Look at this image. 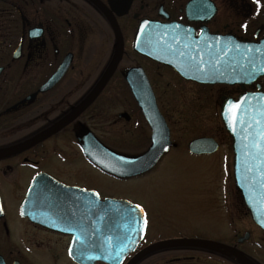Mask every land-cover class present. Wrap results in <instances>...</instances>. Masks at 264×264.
Returning <instances> with one entry per match:
<instances>
[{
  "label": "flooded vegetation",
  "instance_id": "obj_1",
  "mask_svg": "<svg viewBox=\"0 0 264 264\" xmlns=\"http://www.w3.org/2000/svg\"><path fill=\"white\" fill-rule=\"evenodd\" d=\"M209 36L264 46V0H0V264H80L70 256L73 234L67 231L85 224L87 204L96 195L130 201L147 214L129 194L130 184L149 175L172 151L211 158L227 146L233 153L227 132L225 139L214 134L185 139L176 128L204 111L223 125L221 109H236L225 107V101L264 93V75L247 84H205L184 78L146 52L158 42L182 56L205 45ZM116 60L96 98L79 109ZM146 82L172 144L153 170L118 177L90 160L84 146L96 140L126 156H140L151 147L153 129L132 86L143 88ZM205 137L218 143L217 151L191 153L190 142ZM254 225L252 248L258 257L240 248L252 238L249 231V239L239 241L246 232L237 245L227 241L226 232L178 238L228 245L247 264H264V230ZM148 229L149 219L143 240L123 264L152 244L141 247ZM186 248L196 251L189 259L198 258L196 264H203L200 253L207 264H241L218 246Z\"/></svg>",
  "mask_w": 264,
  "mask_h": 264
},
{
  "label": "water",
  "instance_id": "obj_2",
  "mask_svg": "<svg viewBox=\"0 0 264 264\" xmlns=\"http://www.w3.org/2000/svg\"><path fill=\"white\" fill-rule=\"evenodd\" d=\"M146 52L157 60L170 63L184 78L205 84H247L264 75V46L241 42L233 37L209 36L205 45L197 44L182 56L178 49L159 45L158 42ZM183 57L187 60H181ZM116 64L117 60L79 109L86 108L96 98ZM132 86L135 99L153 129L151 147L140 156H126L109 150L97 143L95 138L84 146L90 160L118 177H135L153 170L172 144L169 129L158 110L149 83L146 82L143 88ZM229 104L233 107L239 105L236 109H221L224 128L232 139L235 186L252 220L264 230V93H246L238 100L225 101L224 106L229 107ZM189 148L196 155L213 154L218 149V143L210 137L198 138L190 142ZM95 198L92 204H87L85 224L71 225L67 231L73 234L70 256L80 264L97 261L123 264L126 256L136 250L146 234V211L130 201L101 200L98 195ZM26 209L28 206H25ZM249 237L248 232L239 241ZM175 245L218 246L241 264L248 261L231 246L205 239L182 238L153 243L127 264H136L154 250Z\"/></svg>",
  "mask_w": 264,
  "mask_h": 264
},
{
  "label": "rangeland",
  "instance_id": "obj_3",
  "mask_svg": "<svg viewBox=\"0 0 264 264\" xmlns=\"http://www.w3.org/2000/svg\"><path fill=\"white\" fill-rule=\"evenodd\" d=\"M192 122L179 125L178 134L185 139L199 134H214L221 139L228 137L219 117L212 116L211 112L204 111ZM130 185L133 190L129 194L146 207L149 215L148 235L141 247L157 241L182 239L178 238L180 235L199 238L200 233L213 236L219 232L228 233L227 241L237 245V238L249 231L252 238L240 248L258 257L252 248L257 230L250 213L240 203L233 177L231 147H223L211 158L172 151L154 171ZM186 247L189 245L163 247L140 264H196L198 258L190 262L196 251ZM200 254L203 255L199 258L203 260L201 263L207 264L206 254ZM174 257L182 259L172 260Z\"/></svg>",
  "mask_w": 264,
  "mask_h": 264
},
{
  "label": "snow or ice",
  "instance_id": "obj_4",
  "mask_svg": "<svg viewBox=\"0 0 264 264\" xmlns=\"http://www.w3.org/2000/svg\"><path fill=\"white\" fill-rule=\"evenodd\" d=\"M257 2L259 3V0H257ZM229 107L231 108V107H233V105L229 104ZM236 107L239 108V105H236ZM137 207H139V206H137Z\"/></svg>",
  "mask_w": 264,
  "mask_h": 264
}]
</instances>
